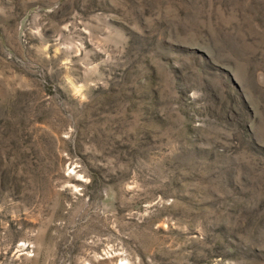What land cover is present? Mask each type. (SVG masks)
<instances>
[{
  "label": "rangeland",
  "instance_id": "rangeland-1",
  "mask_svg": "<svg viewBox=\"0 0 264 264\" xmlns=\"http://www.w3.org/2000/svg\"><path fill=\"white\" fill-rule=\"evenodd\" d=\"M0 264H264V0H0Z\"/></svg>",
  "mask_w": 264,
  "mask_h": 264
}]
</instances>
